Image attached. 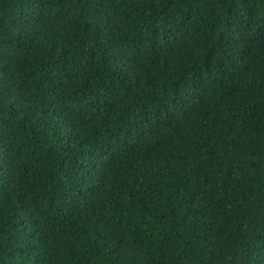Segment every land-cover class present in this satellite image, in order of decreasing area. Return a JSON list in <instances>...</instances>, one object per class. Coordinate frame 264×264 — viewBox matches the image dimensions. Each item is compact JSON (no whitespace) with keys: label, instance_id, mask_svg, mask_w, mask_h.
<instances>
[{"label":"trees","instance_id":"trees-1","mask_svg":"<svg viewBox=\"0 0 264 264\" xmlns=\"http://www.w3.org/2000/svg\"><path fill=\"white\" fill-rule=\"evenodd\" d=\"M0 264H264V0H0Z\"/></svg>","mask_w":264,"mask_h":264},{"label":"clouds","instance_id":"clouds-1","mask_svg":"<svg viewBox=\"0 0 264 264\" xmlns=\"http://www.w3.org/2000/svg\"><path fill=\"white\" fill-rule=\"evenodd\" d=\"M4 64H5L4 58L0 57V66H2V68H3ZM0 75H2V73H0Z\"/></svg>","mask_w":264,"mask_h":264},{"label":"snow or ice","instance_id":"snow-or-ice-1","mask_svg":"<svg viewBox=\"0 0 264 264\" xmlns=\"http://www.w3.org/2000/svg\"><path fill=\"white\" fill-rule=\"evenodd\" d=\"M0 72H2V66H0Z\"/></svg>","mask_w":264,"mask_h":264}]
</instances>
